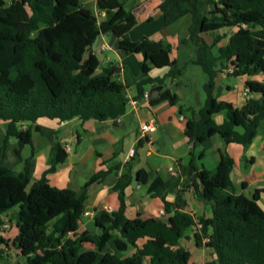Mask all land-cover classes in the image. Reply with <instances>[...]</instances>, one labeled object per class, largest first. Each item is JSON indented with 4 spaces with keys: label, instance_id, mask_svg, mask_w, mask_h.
Returning <instances> with one entry per match:
<instances>
[{
    "label": "trees",
    "instance_id": "obj_1",
    "mask_svg": "<svg viewBox=\"0 0 264 264\" xmlns=\"http://www.w3.org/2000/svg\"><path fill=\"white\" fill-rule=\"evenodd\" d=\"M96 4L104 13L101 21L81 0H0V120L7 121L0 153L10 138L17 140V155L23 145L31 144L33 130L23 128L25 122L42 117L115 120L126 110L127 88L134 85V98L141 99L144 85L152 83L154 88L163 85L165 77L181 74L182 67L170 57L169 44L128 37L136 20L122 0H97ZM159 8L164 26L190 17L188 41L195 48L193 63L206 75L204 104L184 127L189 160L182 164L179 158V173L166 179L160 175L150 179L143 168L133 172L130 162L118 175L120 165L115 164L93 173L78 190L49 184L47 175L67 155L57 136L47 169L31 184V157L19 171L0 164V263L3 247L12 246L20 256L14 264H192L189 251L179 244L185 230L192 228L195 245L205 246L215 255L205 264H264V211L257 204L260 190L250 198L234 192L230 179L233 159L226 152L219 150L213 170L196 162L216 135L224 144L247 147L264 119L263 81L246 80L247 92L259 97L248 96L241 107L213 96L214 78L222 67L236 77L264 71V0H162ZM231 27L238 29L214 56L211 49L225 34H217L211 44L202 34ZM107 33L118 37V49L142 55L139 78L126 73L121 82L111 65L96 73L100 62L91 46L98 35ZM163 67H168L163 78L149 76L151 69ZM162 100L175 104L179 97L164 88L148 102L153 105ZM219 111H225L226 118L218 124L212 115ZM35 130L40 131L37 126ZM199 145L202 148L195 154ZM112 173L111 189L118 193V209L96 212L99 233H78L89 185L106 182ZM182 177L189 181L194 197L211 206L209 217L195 218L185 211ZM134 179L146 185L149 195L161 199L166 218L126 217L125 188ZM168 192L175 193L174 201L165 198ZM15 207L17 234L7 239L2 235V216ZM86 243L92 248H83ZM130 248L133 252L126 255Z\"/></svg>",
    "mask_w": 264,
    "mask_h": 264
},
{
    "label": "crops",
    "instance_id": "obj_2",
    "mask_svg": "<svg viewBox=\"0 0 264 264\" xmlns=\"http://www.w3.org/2000/svg\"><path fill=\"white\" fill-rule=\"evenodd\" d=\"M96 1L88 0L81 3L84 7L87 4H92L94 14L97 13L103 16L104 13L97 9ZM122 1L124 2V7L132 11L136 20L135 25L128 32V37L132 41L142 40L146 37L153 41L169 44L171 47L170 57L175 59L178 65L180 64V48L184 46L188 52L187 62L193 63L195 48L188 41L190 18L183 20L184 17H187L184 16L178 21L164 26L163 15L159 8L162 0ZM237 29V27L223 28L217 32L202 34V36L208 44H211L217 34H225L211 49L212 54L216 56L218 47L227 44L230 34L237 31ZM117 43L118 37L113 33L100 34L92 44L91 50L98 57L99 62L101 60L100 54L104 51H112V53L119 56L120 62H113L108 55H105L104 59L108 65L113 67L115 74L118 75V80L123 82L125 74H129L130 70L124 65L121 55H130L132 52H124L118 49ZM134 55L140 58V62L142 55L139 53H134ZM226 65L229 66L230 61ZM167 71L168 67L153 68L149 76L152 78H163ZM228 72L229 69L222 67L214 78L213 96L217 100H224L233 106L241 107L248 96L259 97V94L247 92L245 82L246 80H251L253 75L236 77ZM256 75H261V80L257 79V81L264 82V71ZM201 82L204 91L206 76H202ZM236 85L242 86L241 93L234 92ZM192 86L190 81L183 80V78L172 79L165 77L162 90L168 88L176 93L179 97L177 103L173 104L168 100H162L151 105L148 101L142 99L136 105L127 106L124 114L115 120L98 121L89 119L81 121L75 118L69 121H58L57 119L42 117L34 123L25 122L22 127H29L33 130L31 144L23 145L17 155L15 153L17 140L14 138L15 140L11 141L10 138L6 150L0 153V164L19 171L22 169L25 159L31 157L29 169L31 184L40 179L44 170L47 169L50 150L57 136L63 144L69 146V149L66 150L65 160L57 166L55 172L47 175L49 184L58 188L78 190L93 173L107 170L115 164L120 165L117 172L119 175L124 171V164L127 162L132 164L133 172L139 168L145 169L150 179L156 175H160L163 179L170 175H177L180 171L177 160L180 158L182 164L187 163L189 160L188 138L184 134L185 123L187 119L195 115L205 101V92L203 94L195 92L193 94L196 98L195 104H198V107L180 105V101L185 97L184 91ZM152 88V83L143 86L144 91L151 92ZM126 93L134 98L136 95L134 85L127 88ZM212 118L216 123H222L226 118V112L219 111L214 113ZM142 123L154 124L155 130L148 131L144 137H140L138 129ZM36 126L39 127V132L35 130ZM6 128L7 121L0 120L2 141ZM237 129L242 131L241 128ZM80 130H82V133ZM86 138L90 141L89 145L82 149L79 147L72 148L71 142L76 143L78 146ZM139 140H141V145L137 146ZM131 148L134 149V153L129 157L128 151ZM201 148L202 146L200 145L195 147L194 153H199ZM32 150L34 151L33 155ZM219 150L226 152L233 159L230 179L234 186V192L250 198L255 190L259 189L257 204L264 211V131L259 132L257 130L256 136L247 147L233 142L224 144L222 139L216 135L209 140L203 157L196 160L197 164L208 170H213L219 160ZM113 178L112 173L106 182L94 181L89 185L88 196L84 202L85 213L83 215L86 216V219L84 222L80 220L78 233L84 231L99 233L100 230L95 225L94 216L96 212L100 210L115 211L118 209V193L111 189L113 182L111 179ZM181 180L186 183L183 194V198L187 202L185 211L191 213L195 218L201 215L209 217L211 215V206L197 200L193 195L192 187H189V181L185 180L184 177ZM165 198L172 202L175 199V193L168 192ZM125 202V215L128 218L136 216L142 219L167 217V214L164 213L161 199L149 195L146 191V185L139 184L135 179L125 188ZM5 216H2V220ZM192 234V228L186 229L184 236L179 241V244L189 251L188 261L192 264H205L206 261L215 258L211 249L195 245ZM143 241V239L140 240L138 244L140 245ZM86 245H89L90 248H86ZM83 248L91 249L92 245L86 243ZM133 250V248H130L125 254L129 255ZM0 264H7V260L3 258Z\"/></svg>",
    "mask_w": 264,
    "mask_h": 264
},
{
    "label": "rangeland",
    "instance_id": "obj_3",
    "mask_svg": "<svg viewBox=\"0 0 264 264\" xmlns=\"http://www.w3.org/2000/svg\"><path fill=\"white\" fill-rule=\"evenodd\" d=\"M88 0H81V2H85ZM87 9H89L90 11H94L93 5L92 4H87L85 6ZM94 13V12H93ZM96 18L101 21L103 19V16H101L100 14H95ZM186 18H190L189 16L184 17L183 20H188ZM182 31V29H181ZM209 40V38H207ZM180 64L179 66L182 67V72L179 76H177L176 78H183V80H188L192 83V87L185 90L184 94L185 97L183 100L180 101V105H192L194 107H198V104L196 103V98L195 95L193 93L195 92H199L201 94L204 93L203 91V87H202V76H206L204 75V72L202 70V68L194 63H189L187 62L188 59V52H187V48L182 46L180 48ZM101 55V60L99 63V66L96 70V73H99L102 71L103 67L107 66L108 64L105 62V55H108L109 57H111V60L113 62H120L121 59L119 56L115 55L114 53H112V51H104ZM121 57L123 58V63L126 67L129 68L130 72H129V76L131 78H137L138 76H140V69H139V60L140 58L137 57L136 55H134V53L130 54V55H121ZM139 58V59H138ZM120 59V60H119ZM185 61V63H184ZM14 75V71L12 73V76ZM115 78L118 79V75L115 74L114 76ZM251 79L254 80H261V75H253L251 76ZM156 85H160V84H156ZM242 86H238L236 85V88L234 90V92H239L241 93ZM143 98L138 99V102L140 103L142 101ZM191 103V104H190ZM129 106V105H128ZM259 132L264 131V120L261 122L259 128H258ZM80 132L82 133V130H80ZM14 138H11V141H14ZM2 143V139H1V130H0V144ZM90 141L86 138L84 139L78 146L76 145V143L71 142V146L74 149L75 147H79L80 149L86 147L87 145H89ZM51 185V184H50ZM17 209V207L13 208L8 215H6L3 218V222L5 223V225H3V235L5 238L7 239H11L15 234H16V220H15V210ZM86 219V216H82L81 221L84 222ZM86 248H90L89 245H86ZM4 250V259L7 260V264H14L16 260L19 259V254L17 253L16 249L13 248L12 246L10 248H6L3 247Z\"/></svg>",
    "mask_w": 264,
    "mask_h": 264
},
{
    "label": "built area",
    "instance_id": "obj_4",
    "mask_svg": "<svg viewBox=\"0 0 264 264\" xmlns=\"http://www.w3.org/2000/svg\"><path fill=\"white\" fill-rule=\"evenodd\" d=\"M150 95H151L150 91H144L143 95H142V98L144 100L148 101L151 98ZM126 99H127V101H126L127 106L128 105H136L138 103V99H135V98L131 97L128 93H126ZM153 130H155V125L154 124L142 123L139 126L138 133H139L140 137H144L146 132L153 131ZM68 149H69V146L67 144H65V150H68ZM133 153H134V149L131 148L128 151V156L129 157L132 156Z\"/></svg>",
    "mask_w": 264,
    "mask_h": 264
},
{
    "label": "water",
    "instance_id": "obj_5",
    "mask_svg": "<svg viewBox=\"0 0 264 264\" xmlns=\"http://www.w3.org/2000/svg\"><path fill=\"white\" fill-rule=\"evenodd\" d=\"M163 88V85H155L153 90L151 91V95L150 97L153 99V98H156L159 94V92L162 90Z\"/></svg>",
    "mask_w": 264,
    "mask_h": 264
}]
</instances>
